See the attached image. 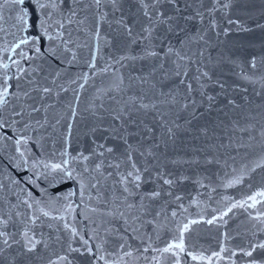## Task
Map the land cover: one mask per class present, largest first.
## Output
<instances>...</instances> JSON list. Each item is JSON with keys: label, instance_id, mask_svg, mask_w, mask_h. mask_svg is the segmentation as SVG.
Here are the masks:
<instances>
[{"label": "snow or ice", "instance_id": "6c2138e0", "mask_svg": "<svg viewBox=\"0 0 264 264\" xmlns=\"http://www.w3.org/2000/svg\"><path fill=\"white\" fill-rule=\"evenodd\" d=\"M235 3L0 0V160L7 156L10 173L0 179V264H32L54 245L65 254L47 264H71L68 253L81 252L73 242L92 260L128 264L135 240L144 245L136 253H153L148 264H236L238 257L264 264V191L207 220L177 221L167 207H182L173 189L201 158L219 164L244 150L260 154L255 168H264V55L242 58L221 47L220 36L233 29H220L217 14L236 31H252L228 18ZM229 75L245 86L228 85ZM249 87L260 104L238 95ZM77 142L83 149L69 151ZM68 181L74 189L59 193ZM235 208L253 210L247 246L228 247L225 232L218 250L196 254L192 226L226 225ZM77 216L90 233H81ZM160 233L171 239L150 243ZM110 246L115 259L105 255Z\"/></svg>", "mask_w": 264, "mask_h": 264}, {"label": "water", "instance_id": "95a60500", "mask_svg": "<svg viewBox=\"0 0 264 264\" xmlns=\"http://www.w3.org/2000/svg\"><path fill=\"white\" fill-rule=\"evenodd\" d=\"M129 5L126 4V8ZM133 11L135 8L133 7ZM15 13H11L5 10V16L11 17ZM233 20H239L240 23L246 27L251 28L252 31L239 32L236 31V25L227 24V18L222 19L220 14H217V23L220 29L231 28L233 29L230 34L225 37L220 36V39L225 43L221 47L231 49L238 56L251 57L252 55L260 56L264 55V28L257 27V24L264 25V0H236L233 5L229 17ZM12 20L9 19L8 25H11ZM102 35L107 33V26L101 30ZM213 42H215V37H213ZM235 45V47H233ZM111 48H107L103 51V56L105 60L109 59V52ZM216 53L213 52V55ZM97 67H102L100 61L97 62ZM87 71V69H84ZM73 71H78L73 69ZM99 83V80L96 81ZM91 83V82H90ZM227 84L232 87H243L242 82L238 81L235 77L229 75L227 77ZM259 86H257V91ZM217 91H219L217 89ZM231 94V90H230ZM70 95V94H68ZM238 95H247L250 100L254 102L253 106L260 104L261 99L253 95V90L251 87L248 88V92L245 94L240 92ZM82 96V100H83ZM238 102H240L238 100ZM222 106V105H221ZM212 118H216V113L212 114ZM79 147L83 149V145L73 143L69 151ZM35 153H40L41 150L38 147L32 148ZM223 152V150H221ZM258 153V150H257ZM235 157L233 161L224 154L220 158L219 164H205L203 158H201V163L199 165H192L190 168L186 167L183 170V174L188 177L182 183L178 184L174 189L175 196L181 197L179 204L182 207H178L176 203L168 205L169 213L172 210L178 212L176 217L177 221H181L184 218L188 220L192 219H211L214 215L218 216L220 212L226 211L228 207L234 202H243L248 198V196L253 195L259 191H264V168H255V165L260 162V154L250 155L248 152L241 150L240 153H232ZM227 160L228 163L225 164L224 161ZM8 160L7 156L3 160H0V170L7 175L0 176L5 182L8 180V168L6 167ZM255 168V171L252 169ZM27 175V174H25ZM15 177H13L14 179ZM239 180L238 183H232L233 181ZM38 188L34 189L37 196H42L45 183L42 178L37 180ZM74 185L71 181L65 183L59 190V193H64L74 189ZM52 189H49L51 192ZM77 197H72L75 201ZM174 199V197H173ZM159 207V206H158ZM260 207L259 205L257 206ZM253 210L249 209L245 211L241 208H235L225 220H227L226 225L213 224L208 225L206 223H200L192 226L191 235V245H195V253L198 254L204 251L205 254H210L212 251L218 250V242L222 239V234L227 232L230 234L231 239L227 242V246L235 249L237 246L246 247L249 239L252 238V233L255 231L251 227V222L249 220L248 212ZM82 217L77 216L74 223L81 231V233H90L91 225L87 222L81 223ZM55 226V222H52ZM170 228L174 229L175 225H169ZM45 235L49 234V229L45 227L43 229ZM143 231L148 234H152V229L148 226L143 228ZM162 238L157 239V234H153L152 241L150 243L156 246H163V242L170 240L171 236L159 234ZM264 236V233H259L258 238ZM87 239V234L84 235ZM133 245L134 255L132 258L128 259V264H148V261L144 258L151 259L153 253H136V248H142L144 245L140 243L139 240L130 241ZM72 246L74 248H80L81 252L68 253V259L71 264H102L101 261L92 260V258L84 253V248L79 242H73ZM41 254H44L43 249H38ZM54 253H59L60 255L65 254V250L61 249L59 245H54L53 248L47 250V255L43 260L37 259L32 262V264H47L48 256L55 259ZM111 253V258L115 259L116 253L112 252L111 246L108 248V252L105 255ZM236 264H244V258L238 257L234 258ZM187 264H195L190 259ZM220 264H226L225 261H221ZM230 264V262H229Z\"/></svg>", "mask_w": 264, "mask_h": 264}]
</instances>
